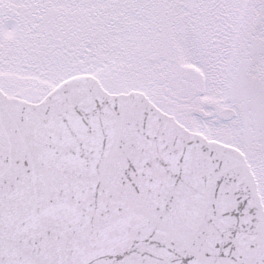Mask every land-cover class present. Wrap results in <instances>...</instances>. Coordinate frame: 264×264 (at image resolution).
I'll return each mask as SVG.
<instances>
[{
	"label": "snow or ice",
	"instance_id": "1",
	"mask_svg": "<svg viewBox=\"0 0 264 264\" xmlns=\"http://www.w3.org/2000/svg\"><path fill=\"white\" fill-rule=\"evenodd\" d=\"M0 264H264V0H0Z\"/></svg>",
	"mask_w": 264,
	"mask_h": 264
}]
</instances>
